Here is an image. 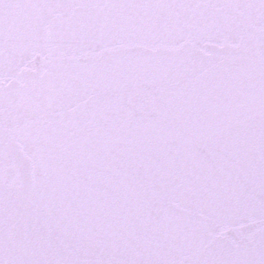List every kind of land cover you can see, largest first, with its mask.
<instances>
[{
    "label": "snow or ice",
    "instance_id": "6c2138e0",
    "mask_svg": "<svg viewBox=\"0 0 264 264\" xmlns=\"http://www.w3.org/2000/svg\"><path fill=\"white\" fill-rule=\"evenodd\" d=\"M0 264H264V0H0Z\"/></svg>",
    "mask_w": 264,
    "mask_h": 264
}]
</instances>
